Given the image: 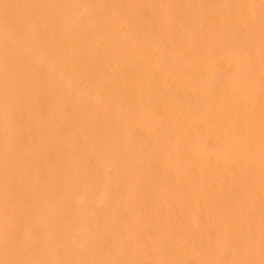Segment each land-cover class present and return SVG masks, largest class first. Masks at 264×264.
<instances>
[{
  "label": "bare ground",
  "instance_id": "bare-ground-1",
  "mask_svg": "<svg viewBox=\"0 0 264 264\" xmlns=\"http://www.w3.org/2000/svg\"><path fill=\"white\" fill-rule=\"evenodd\" d=\"M0 148V264H264V0H0Z\"/></svg>",
  "mask_w": 264,
  "mask_h": 264
},
{
  "label": "rangeland",
  "instance_id": "rangeland-1",
  "mask_svg": "<svg viewBox=\"0 0 264 264\" xmlns=\"http://www.w3.org/2000/svg\"><path fill=\"white\" fill-rule=\"evenodd\" d=\"M181 112H177V114H180ZM1 151V148H0ZM158 171H164V168H159ZM90 231H95V228H91Z\"/></svg>",
  "mask_w": 264,
  "mask_h": 264
}]
</instances>
